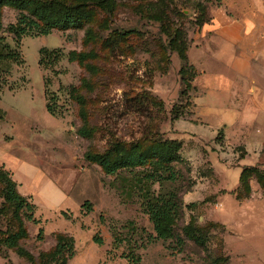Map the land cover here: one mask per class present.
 <instances>
[{
	"label": "rangeland",
	"instance_id": "374dc122",
	"mask_svg": "<svg viewBox=\"0 0 264 264\" xmlns=\"http://www.w3.org/2000/svg\"><path fill=\"white\" fill-rule=\"evenodd\" d=\"M115 1L105 12L89 7L79 29L20 41L24 64L9 77L17 89L0 93V172H8L18 192L36 204L39 223L15 213L0 182V264H40L62 237L73 247L42 264H136L133 255L138 264H264V110L256 107L264 101V38L252 37L257 58L246 75L230 68L239 47L213 41L223 50L201 48L202 29L218 12L247 19L249 30L264 34V0ZM18 19V11L4 8L1 35L12 45L9 30ZM179 30L189 64L209 73L199 89L170 47ZM44 48L64 57L41 66ZM73 52L94 57L70 61ZM220 73L225 86L212 77ZM84 124L91 137L78 133ZM167 141L178 145L167 169L154 164L107 175L85 157L104 154L115 143L147 149ZM148 171L178 176L152 187L180 197L172 239L157 238L138 190L124 187V178ZM188 227L205 244L188 237ZM20 231L17 245H6Z\"/></svg>",
	"mask_w": 264,
	"mask_h": 264
},
{
	"label": "trees",
	"instance_id": "16d2710c",
	"mask_svg": "<svg viewBox=\"0 0 264 264\" xmlns=\"http://www.w3.org/2000/svg\"><path fill=\"white\" fill-rule=\"evenodd\" d=\"M69 3L59 0H0V93L5 88L16 90V83H11V76L14 66H21L24 60L19 51L20 41L26 36H47L55 29H79L84 22L90 17L89 7H95L102 11L113 10L116 6L115 0H67ZM5 7L13 8L19 12L18 23L10 27L9 33L13 35L16 45H12L6 37L1 35L3 31L2 14ZM206 22L205 24H207ZM170 47L178 53L180 59L184 62L182 73L188 70L191 73V85L197 76L195 67L189 64L188 44L184 32L177 31L171 40ZM40 65H53L59 62L64 54L61 50L50 51L42 49L40 51ZM93 53H70L68 58L70 61H78L84 63L87 59L93 58ZM92 71H96L95 69ZM184 80V78H183ZM50 80L46 81V94H50ZM48 112L55 114L54 108L48 104ZM83 120L86 124L85 114L82 113ZM85 124L79 129L78 133L86 138L92 136L93 130L86 128ZM178 153V145L175 142H158L150 148L144 149L140 145L131 146L126 149L120 143H115L110 149L104 153L86 154V159L97 164L107 175L117 174L121 170H130L135 173L138 168H144L149 165H157L161 169H167L175 160ZM166 166V167H165ZM245 172L242 178L245 177ZM177 174L170 171L166 178L158 175L156 172H145L144 174H134L132 177L124 178L125 189L131 191L137 189L142 200V209L150 218L154 225V230L157 233L158 239H172L174 234V224L182 212V204L180 197L175 192L159 193L152 190L156 183L162 184L163 180L176 181ZM0 182L4 185L3 195L6 203L11 204L15 208V213L26 212V217L29 221L39 223L35 219L36 204L21 195L17 190L16 182L11 178L8 172H0ZM86 207L91 210L90 202L86 203ZM65 215V213H64ZM185 234L194 239L196 242L205 244L204 239L199 237L194 231L188 227L184 229ZM23 231L11 235L6 240V245L15 247L19 237ZM43 229L40 230L42 235ZM98 243H101L97 240ZM72 242L68 238L62 237L54 252L41 257L40 264L43 259L47 258L50 261L58 260L69 247ZM19 253L25 255V251L19 248ZM73 253V252H72ZM73 254L70 255L72 257ZM29 257V256H28ZM29 259H31L29 257ZM33 259V258H32ZM31 259V260H32ZM133 261L138 264L140 258L132 257ZM216 264H223L221 259H216Z\"/></svg>",
	"mask_w": 264,
	"mask_h": 264
},
{
	"label": "crops",
	"instance_id": "0c3cea01",
	"mask_svg": "<svg viewBox=\"0 0 264 264\" xmlns=\"http://www.w3.org/2000/svg\"><path fill=\"white\" fill-rule=\"evenodd\" d=\"M244 20L247 19H232L226 14L218 12L213 16L211 22L204 26L201 34V37L205 42H202V49L208 46L209 48H212V51L220 49L223 50V46H221L219 43H213V41H225L235 47H239L238 52L234 53L229 63L231 70L239 75H246L252 69V63L257 58L256 53L253 52L251 45V43H254L252 37L256 36L264 38V34L260 35L256 32V30L254 31V29L249 30L247 23L243 22ZM212 51L208 52L210 53ZM207 58H211V56H207ZM208 74L209 73L207 72L206 68L198 69V76L195 79V85L198 86V89L199 82L205 86L204 79L205 76L208 77ZM224 76L223 73H220L215 74L212 77H215L214 81L218 86H225V84L228 83L226 82L227 80H225ZM202 88L205 89V87ZM256 107L264 110V101L259 103L256 102Z\"/></svg>",
	"mask_w": 264,
	"mask_h": 264
}]
</instances>
